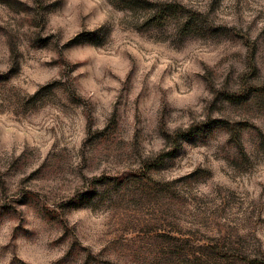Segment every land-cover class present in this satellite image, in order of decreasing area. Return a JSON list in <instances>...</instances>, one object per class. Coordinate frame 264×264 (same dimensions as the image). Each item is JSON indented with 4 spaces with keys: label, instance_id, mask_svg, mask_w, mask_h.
Masks as SVG:
<instances>
[{
    "label": "rangeland",
    "instance_id": "obj_1",
    "mask_svg": "<svg viewBox=\"0 0 264 264\" xmlns=\"http://www.w3.org/2000/svg\"><path fill=\"white\" fill-rule=\"evenodd\" d=\"M149 1L0 0V264H264V0Z\"/></svg>",
    "mask_w": 264,
    "mask_h": 264
},
{
    "label": "trees",
    "instance_id": "obj_2",
    "mask_svg": "<svg viewBox=\"0 0 264 264\" xmlns=\"http://www.w3.org/2000/svg\"><path fill=\"white\" fill-rule=\"evenodd\" d=\"M126 3L130 4V6H137L138 8H142L148 12V15L145 17V24L150 25L153 22H161L163 23L164 21H167L168 19L171 20V18L175 17L176 14L177 16H182L183 17V23L185 26L191 29V27L194 26V23L197 21H194V17L188 16L184 11V7L182 5H173L169 4L166 1H157L155 3H150L149 0H126ZM152 6V7H149ZM136 7V9H137ZM141 9V10H142ZM87 35V33H84ZM81 34V35H84ZM89 38V37H87ZM58 84V81L52 82L51 84H48L50 88L52 86H56ZM34 97V96H33ZM232 101H240L241 103H246L248 102V99H250L247 95L239 94L235 95ZM221 126H224L223 124ZM231 128L228 126V130ZM262 140L261 143L264 144V134L261 135Z\"/></svg>",
    "mask_w": 264,
    "mask_h": 264
}]
</instances>
